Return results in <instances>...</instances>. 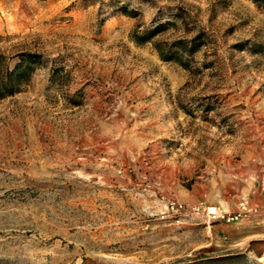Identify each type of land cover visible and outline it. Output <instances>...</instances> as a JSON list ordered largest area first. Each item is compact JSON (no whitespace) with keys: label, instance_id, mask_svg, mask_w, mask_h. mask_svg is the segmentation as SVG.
<instances>
[{"label":"rangeland","instance_id":"rangeland-1","mask_svg":"<svg viewBox=\"0 0 264 264\" xmlns=\"http://www.w3.org/2000/svg\"><path fill=\"white\" fill-rule=\"evenodd\" d=\"M22 53L0 264H264V0H0V78Z\"/></svg>","mask_w":264,"mask_h":264},{"label":"trees","instance_id":"trees-1","mask_svg":"<svg viewBox=\"0 0 264 264\" xmlns=\"http://www.w3.org/2000/svg\"><path fill=\"white\" fill-rule=\"evenodd\" d=\"M165 24L160 23L153 26L150 29L137 32L133 31L131 38L136 43H145L153 40L155 36L159 35L164 30ZM154 47L163 60H173L183 63L182 53H193L198 49V45L194 43V39L187 41L185 39H177L169 44H163L161 41H153ZM36 54L22 53L19 57V61L15 66L6 70V74L0 78V98L6 95L19 91L20 87L29 79L35 62Z\"/></svg>","mask_w":264,"mask_h":264},{"label":"built area","instance_id":"built-area-1","mask_svg":"<svg viewBox=\"0 0 264 264\" xmlns=\"http://www.w3.org/2000/svg\"><path fill=\"white\" fill-rule=\"evenodd\" d=\"M209 212L212 214L213 217H215V216H219V214L216 213V210H215V208H213V207L210 209ZM222 217H223V215H222Z\"/></svg>","mask_w":264,"mask_h":264}]
</instances>
